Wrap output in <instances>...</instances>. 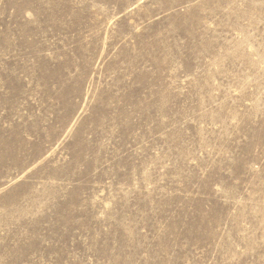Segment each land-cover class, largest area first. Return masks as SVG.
<instances>
[{
    "label": "rangeland",
    "instance_id": "rangeland-1",
    "mask_svg": "<svg viewBox=\"0 0 264 264\" xmlns=\"http://www.w3.org/2000/svg\"><path fill=\"white\" fill-rule=\"evenodd\" d=\"M0 264H264V0H0Z\"/></svg>",
    "mask_w": 264,
    "mask_h": 264
}]
</instances>
